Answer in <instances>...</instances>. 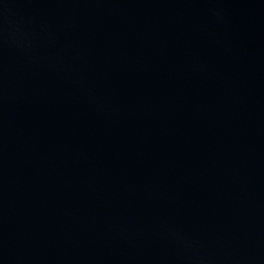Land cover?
Segmentation results:
<instances>
[{
	"label": "water",
	"instance_id": "1",
	"mask_svg": "<svg viewBox=\"0 0 264 264\" xmlns=\"http://www.w3.org/2000/svg\"><path fill=\"white\" fill-rule=\"evenodd\" d=\"M0 264H264V0H0Z\"/></svg>",
	"mask_w": 264,
	"mask_h": 264
}]
</instances>
